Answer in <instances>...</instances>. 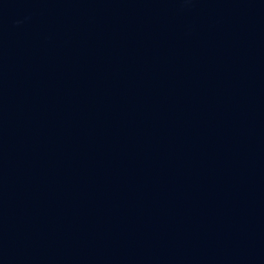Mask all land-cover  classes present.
Listing matches in <instances>:
<instances>
[{
	"label": "water",
	"instance_id": "obj_1",
	"mask_svg": "<svg viewBox=\"0 0 264 264\" xmlns=\"http://www.w3.org/2000/svg\"><path fill=\"white\" fill-rule=\"evenodd\" d=\"M0 264H264V0H0Z\"/></svg>",
	"mask_w": 264,
	"mask_h": 264
}]
</instances>
